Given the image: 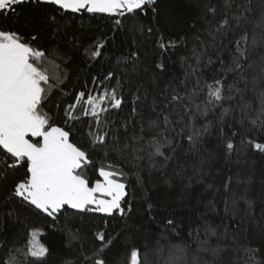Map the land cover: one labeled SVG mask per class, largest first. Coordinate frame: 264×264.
<instances>
[{
	"label": "trees",
	"instance_id": "obj_1",
	"mask_svg": "<svg viewBox=\"0 0 264 264\" xmlns=\"http://www.w3.org/2000/svg\"><path fill=\"white\" fill-rule=\"evenodd\" d=\"M252 3L253 12L258 16L264 0H252ZM209 8L216 9L215 16ZM224 11V0H156L155 4L145 6L143 12L138 10L134 19L119 18L121 27L115 25L118 17L74 13L52 4L27 3L17 6L15 14L0 15V28L19 31L34 48L46 52L47 59L41 67L47 70L52 87L42 108L51 116L53 125L71 129V141L89 152L92 163L84 169V174L90 186L96 179H103L98 172L101 166L115 164L126 174L120 179L127 186L125 201L132 207L125 217L68 209L53 219L22 205L19 200L8 199L13 182L25 175V169L18 167L11 170L7 181L0 178V257L11 248H23L29 230L36 228L42 231L41 242L50 249L43 264H92L97 258H103L105 264H129L128 253L132 248L139 249L141 264H170V257L179 256L177 246H187L186 264H193L192 257L198 249L193 229H200L203 239L204 225L209 224L220 234L225 229L229 233V239L224 241L228 248L223 254L224 264H246L241 245L258 250L249 264H264V152L250 143L264 144V131L251 126V119H255L261 108L258 92L264 84L258 85L255 92L251 86L245 92L244 101L251 105V110L243 124L238 122L241 117L238 105L242 103L239 99L223 104V108L236 110L234 116L223 121L220 118L223 109L219 106L206 116H198L197 127L210 125L198 154L188 152L186 140L179 141L177 158L163 167L160 166L164 163L162 158L150 160L147 150L134 166L124 163L110 148H93L88 133L97 131L94 118L84 116L81 107L65 115L67 105L74 102L80 91L99 95L104 90L117 89L124 97V104L120 109H111L106 104L109 110L101 113V119L108 126L104 130L111 129L110 134L115 132L120 144L129 142L133 132L139 134L142 124L147 129L148 120L156 119L161 111L174 120L179 118L177 113L184 116L182 104H168V101L174 89L182 96L191 92L195 78L185 80V75L189 64L195 66L193 48L201 50L196 37L207 42V30L215 26ZM139 27L145 30L140 31ZM148 28L152 32L146 31ZM33 35L37 38L32 39ZM169 41L176 46L172 47ZM98 43L103 44L101 54L93 57L91 53ZM161 43L167 47L161 48ZM132 53L137 56L133 57ZM218 54L209 47L205 60L201 61L202 65L208 57L214 61L198 70V75L203 73L201 86L204 80L210 83L211 77L218 73ZM260 56H264V48L256 50L252 59L259 62ZM160 64L164 65L163 70L157 67ZM109 72L114 77L104 79ZM94 80L97 82L93 83ZM136 95L141 100L133 104ZM204 99L201 93L195 103L201 104ZM154 100L156 111L152 110ZM133 107L137 109L136 114L132 113ZM195 111L192 107V112ZM187 120L184 116V122ZM125 123L127 129L123 127ZM176 130L179 131V126ZM226 140L236 146L230 154L224 148ZM200 158L205 161L201 171L194 174L187 167L183 179L175 174L179 171L177 165H191ZM153 163L155 168L151 166ZM241 196L246 199H240ZM169 220L173 224L169 225ZM69 228L78 229L80 236L71 245ZM99 231L114 240L97 257L94 253L101 242L94 233ZM233 235L237 237L236 243L232 242ZM216 242L213 237V245ZM200 255L204 260L211 259L208 254ZM85 256L92 257V261H86ZM19 260L21 264H35L24 255Z\"/></svg>",
	"mask_w": 264,
	"mask_h": 264
},
{
	"label": "snow or ice",
	"instance_id": "obj_2",
	"mask_svg": "<svg viewBox=\"0 0 264 264\" xmlns=\"http://www.w3.org/2000/svg\"><path fill=\"white\" fill-rule=\"evenodd\" d=\"M155 2L156 0H0V15L15 14L17 6L27 3L52 4L74 13L87 12L118 17L115 25L121 27L122 20L119 18L134 19L138 10L143 12L145 6L153 5ZM224 9L222 18L214 27L210 26L207 30L209 38L207 42L200 40L199 36L196 37L201 50L193 48L195 66L189 64L185 75V80L195 78L191 92H185L182 96L174 89L171 100L168 101V104L173 102L182 104L184 116L188 117L187 122H184V116H180L179 113L176 114L179 118L174 120L170 114L165 115L161 111L156 119L148 120L147 129L142 124L139 134L133 132L128 138L129 142L120 144L115 132L110 134L111 129L104 130L108 126L104 125L101 119V113L109 110L105 107L106 104L111 109H120L125 102L124 97L115 88L110 91L104 90L99 95L80 91L74 97V102L67 105L65 115L69 116L70 112L81 107L84 116L90 115L95 120L97 131L88 133L92 147L100 146L106 150L110 148L124 163L134 166L135 162L144 158L143 154L147 150L150 160L153 157L162 158L164 163L160 166L163 167L168 161L177 158L179 141L183 140L187 141L188 152L198 154L202 137L209 132L210 125L197 127V117L206 116L218 106L223 109L220 117L222 121L225 117L234 116L235 109L223 108L227 101L236 99L242 101L238 105L241 114L238 122L243 124L251 110V105L244 101L245 92L250 86L255 92L258 85L264 84V56L259 57V62L252 59L256 50L264 48V8L260 9L257 16L253 12L252 0H224ZM208 11L216 15L215 8H209ZM249 25L251 27H248ZM138 30L145 29L139 27ZM146 31L150 33L152 29L148 28ZM31 38L37 37L33 35ZM168 43L172 47L176 46L172 41ZM102 47L103 44L98 43L91 55L100 56ZM160 47L166 48L167 45L161 43ZM209 47L219 53L216 57L219 71L211 77L210 83L204 80L201 86L203 73L200 72L198 75V70L214 64L211 57L201 64ZM224 53L228 55L225 56ZM132 56L136 57L137 54L132 53ZM46 59V52L34 48L19 31L0 28V152L3 153V157L0 158L2 166L0 178L7 181L11 170L18 167L25 169L24 178L13 182L8 199L19 200L22 205L53 219L68 209L77 213H102L110 217L118 214L125 217L132 211V207L125 201L128 195L127 186L120 179L126 176L124 171L115 164H110L107 168L101 166L98 172L103 179H96L90 186V181L84 174V169L92 163L89 152L71 141V129L65 130L63 127L53 125L51 116L42 108L49 95V87H52L49 85L50 77L47 70L41 67ZM157 67L164 69L163 64ZM113 77L114 73L109 72L104 79L110 80ZM117 84L122 87L118 80ZM201 93H204L205 99L201 104H196L195 98ZM258 96L261 108L255 119H251V126L257 131H264V88H261ZM144 99H147L146 94ZM165 99L167 100V97ZM139 100L141 97L136 95L133 104ZM185 100L189 103H183ZM189 104L195 108V112H192ZM152 110H157L155 100ZM132 113H137L135 107L132 108ZM177 126L179 131L176 130ZM123 127L127 129V123ZM250 143H253L255 149L264 152V144L252 141ZM235 147L231 140L225 141L226 153H232ZM104 154L107 156L108 152L105 151ZM204 163L203 158H200L197 163L191 165H177L179 171L175 174L183 179L187 167H191L195 174L203 169ZM151 166L155 168L156 164L153 163ZM240 199L246 197L241 196ZM248 203L251 204L250 201ZM168 224H173V221L169 220ZM67 231L70 245L73 241L80 240L78 229L69 228ZM193 232L196 233L195 242L198 245L197 255L192 257L193 264H224L223 254L228 251L224 244V241L229 239L227 229L220 234L216 228L205 224L203 239L199 235L200 229H193ZM40 234L38 229L31 228L25 246L9 249L5 256L0 257V264H21L20 255L34 260L35 264H43L50 249L40 241ZM94 235L101 242V247L94 253L99 257L113 244L114 237L106 238L102 231ZM213 237L217 241L215 245L212 243ZM231 239L236 243L235 235ZM240 247L247 257L246 264H249L254 260L258 250L243 245ZM176 252L179 256L175 259L170 257V264L178 262L186 264L187 246H177ZM201 253L210 255L211 259L204 260ZM128 256L129 264H141L139 249H130ZM85 260L92 261V257L85 256ZM92 264H105V260L97 258Z\"/></svg>",
	"mask_w": 264,
	"mask_h": 264
},
{
	"label": "rangeland",
	"instance_id": "obj_3",
	"mask_svg": "<svg viewBox=\"0 0 264 264\" xmlns=\"http://www.w3.org/2000/svg\"><path fill=\"white\" fill-rule=\"evenodd\" d=\"M39 231H40V233H41L40 235H42V231H41V230H39ZM39 239H40V236H39ZM40 241H41V240H40Z\"/></svg>",
	"mask_w": 264,
	"mask_h": 264
}]
</instances>
